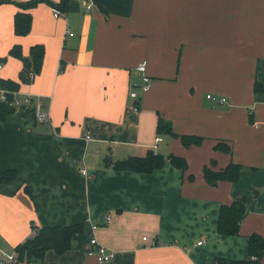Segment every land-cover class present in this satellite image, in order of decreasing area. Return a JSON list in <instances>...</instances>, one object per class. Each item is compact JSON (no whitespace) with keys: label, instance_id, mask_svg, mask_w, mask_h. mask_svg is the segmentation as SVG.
I'll use <instances>...</instances> for the list:
<instances>
[{"label":"crops","instance_id":"1","mask_svg":"<svg viewBox=\"0 0 264 264\" xmlns=\"http://www.w3.org/2000/svg\"><path fill=\"white\" fill-rule=\"evenodd\" d=\"M51 1L29 9L25 35L13 30L19 7L0 3V78L18 80L22 61L7 55L13 44L23 55L33 44L44 47L30 82L18 90L0 86V102H16L0 117V175L16 170L0 182V261L214 264L217 256L246 258L249 234L264 237V93L253 91L254 81L264 84V0H68L58 15L54 4L61 0ZM142 60L149 85L140 91ZM25 98L41 101L46 122L26 112L33 107ZM158 116L178 134L203 136L201 143L184 146L167 134L155 142ZM218 142L231 151L216 149ZM148 150L164 156L151 172L104 163L106 155L122 159ZM170 153L185 158V170L171 164ZM211 159L213 169L240 163L238 179L208 184L203 166ZM240 198L247 211L238 233H218L220 205ZM79 221L82 231L65 252L48 249L42 258L9 261L32 224ZM91 222L98 224V241L113 251L107 262L88 254Z\"/></svg>","mask_w":264,"mask_h":264},{"label":"trees","instance_id":"2","mask_svg":"<svg viewBox=\"0 0 264 264\" xmlns=\"http://www.w3.org/2000/svg\"><path fill=\"white\" fill-rule=\"evenodd\" d=\"M47 1L53 3L51 0H0L3 2H13L18 7L13 15V30L17 35H25L29 32L31 26V13L29 9L38 2ZM56 5L55 9L59 12L66 11L68 7V0H61ZM44 47L42 44L36 43L30 46L29 54L23 55L19 44H13L7 55L19 58L22 61V68L18 73V80L1 79L0 86L9 90H18L20 82H30L33 77L39 72L42 64V57ZM3 59L0 58V62ZM253 91L255 93H264V84L254 81ZM14 110V106L6 102H0V117L3 118L8 113ZM26 112L36 118L34 109L28 107ZM156 132L159 134H167L171 137L180 139L184 146L198 145L201 143L203 136L198 134H178L174 132L168 120L158 116L156 121ZM225 152H230L231 148L226 142H218L214 146ZM171 164L181 170H185L187 162L184 157L168 154ZM164 156L153 150H148L144 155H131L122 159H113L111 156L104 157V163L118 170H131L137 172H151L154 169L160 168L163 165ZM215 165L213 159L208 165L203 166V177L205 181L214 185L219 180L236 181L239 177L241 164L233 160L220 169H213ZM16 175L14 168H8L1 172L0 182L5 183L13 179ZM191 177V175H189ZM192 178V177H191ZM24 190L32 197L29 187L24 186ZM246 207L243 198L235 199L229 204H222L218 210V218L216 224V231L220 234L235 235L238 233L239 223L246 214ZM35 230L33 236L27 237L24 241L17 243L14 246V255L16 261H30L34 258H42L45 251L53 249L57 253H63L71 247L72 236L76 232H81L83 228V221L75 222L69 225H31ZM264 250V237L258 233H251L248 236V255L246 258H229L217 256L214 259V264H260V258ZM0 264L4 262L0 261ZM57 264V263H49Z\"/></svg>","mask_w":264,"mask_h":264},{"label":"built area","instance_id":"3","mask_svg":"<svg viewBox=\"0 0 264 264\" xmlns=\"http://www.w3.org/2000/svg\"><path fill=\"white\" fill-rule=\"evenodd\" d=\"M90 6H91V3H87L86 4V8H89ZM58 14H60V12L57 9L54 8V15H58ZM68 34L72 35L73 33L69 32ZM145 65H146L145 60H142L137 65V70L140 72V75H141V83H139L138 85H135V86H136L137 90H140V91L145 90L148 87V85H149V77L144 71L145 70ZM1 89H3V88H1ZM137 90L133 89L130 92V96L134 97V98H137V96H138ZM206 96L207 97H211V94L208 93ZM25 99L28 102V105L33 107L36 118L39 121H41V122H46L47 118H48V115H47V111H45L41 101L38 98L35 99L34 101H31L30 98H25ZM218 100L220 102H223L225 100V98L224 97H219ZM9 104L15 105L16 102L13 101V102H10ZM161 139H162V136L161 135H157L155 137V142L160 141ZM82 172H84V170H82ZM104 220L107 222L109 220V217L106 215ZM97 225L98 224L94 223V222L90 223L91 235H90L89 243H90L91 247L88 249V254L89 255H93L98 262H107L113 257V251L110 250L105 245L101 244L98 241V239L96 238V236L94 234V229L97 227ZM34 233H35V230L31 228L28 237L33 236ZM8 259H9L10 262H15L16 261V258H15L14 255L9 256Z\"/></svg>","mask_w":264,"mask_h":264},{"label":"rangeland","instance_id":"4","mask_svg":"<svg viewBox=\"0 0 264 264\" xmlns=\"http://www.w3.org/2000/svg\"><path fill=\"white\" fill-rule=\"evenodd\" d=\"M12 264H15V263H12Z\"/></svg>","mask_w":264,"mask_h":264}]
</instances>
